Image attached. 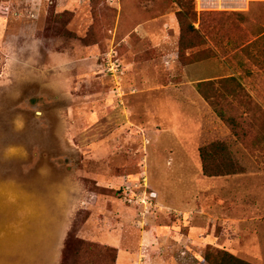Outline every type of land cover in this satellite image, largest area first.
<instances>
[{"label": "rangeland", "instance_id": "374dc122", "mask_svg": "<svg viewBox=\"0 0 264 264\" xmlns=\"http://www.w3.org/2000/svg\"><path fill=\"white\" fill-rule=\"evenodd\" d=\"M262 31L264 0H0V264L95 261L80 242L116 248L117 264H204L208 245L238 248L225 219L261 246L264 69L241 49ZM252 48L264 63V40ZM209 77L243 86L218 106L238 135L196 103ZM214 142L239 173L203 175ZM144 192L151 204L133 203Z\"/></svg>", "mask_w": 264, "mask_h": 264}, {"label": "trees", "instance_id": "16d2710c", "mask_svg": "<svg viewBox=\"0 0 264 264\" xmlns=\"http://www.w3.org/2000/svg\"><path fill=\"white\" fill-rule=\"evenodd\" d=\"M253 4L254 3H252L251 6ZM235 16L238 17L237 20L239 23L245 22L243 13H236ZM188 18L191 21H195L196 13H184L182 11L177 12V19L183 34L191 35V37H197L199 33L193 27V25L185 23V20H187ZM255 37L256 39L243 47L241 51L244 52L245 57L249 61H251L255 65H259L261 69H264V63H261L263 59L260 60L261 53L257 54L251 51V48H254V44L264 40V31L259 32L257 35H255ZM194 47L195 45H191V47L189 48L192 49ZM180 56H182V54ZM233 56L235 57V53L233 54ZM219 87L224 90V92L226 93L225 95L221 92L219 93ZM195 88L197 93L212 108L216 116L229 128H231V132H233V135H238V125L234 116L231 114L228 115L222 107L218 108V106L220 105L219 100L223 104V102H228V100L232 97L233 100L235 99L234 97H239L241 93H243L245 96L244 88L237 80V78L227 77L220 78L214 81L198 82L196 83ZM243 135L244 133H241V136ZM228 152V146L225 142H214L200 148L199 157L203 175L205 177L213 178L239 173L241 168L230 157ZM80 244L81 250L79 253L90 250L96 257L95 261H90L87 264H116L118 254L116 248L106 245L98 246L89 243L85 244L84 242H80ZM82 249H84L85 251H82ZM202 261L207 264H251L233 256L225 250L214 248L209 245L204 249ZM62 264H65L64 261Z\"/></svg>", "mask_w": 264, "mask_h": 264}, {"label": "crops", "instance_id": "0c3cea01", "mask_svg": "<svg viewBox=\"0 0 264 264\" xmlns=\"http://www.w3.org/2000/svg\"><path fill=\"white\" fill-rule=\"evenodd\" d=\"M222 78H225V77H222ZM216 79H220V78H216V77H209V78H206V79H201L199 80L198 82H203V81H214ZM197 82V83H198ZM196 93V103L198 105H202L204 104V101L202 100V98L200 97L199 94ZM203 102V103H202ZM172 109H175L174 107ZM224 223L228 224V227L230 228L231 232H233V237L235 238H239V243H238V248L236 247H232V248H218V249H222V250H225L227 251L228 253L232 254L233 256L239 258V259H242L245 255H248L247 253L253 255V256H264V243L260 244L257 243L255 240H251L250 242L248 243H245V242H241L240 243V239L242 238L241 237V234L242 233H248L250 235H252L253 237H255L252 232H246V230H243L242 227H241V222L239 220H233V219H225ZM245 229V228H244ZM234 230V231H233ZM243 239V238H242ZM257 241H258V238H257ZM259 242V241H258ZM242 248L243 252H242V255H244L243 257L242 256H239L240 255V250L239 248ZM119 259V253L117 254V260ZM117 260H116V264H117ZM243 260V259H242ZM258 260H259V257H258ZM256 261V258H255V262L257 264H264V260L261 259L259 261ZM204 264H207L204 262Z\"/></svg>", "mask_w": 264, "mask_h": 264}, {"label": "built area", "instance_id": "2783aa9c", "mask_svg": "<svg viewBox=\"0 0 264 264\" xmlns=\"http://www.w3.org/2000/svg\"><path fill=\"white\" fill-rule=\"evenodd\" d=\"M105 61H106L107 70L112 76H118L121 74V64H120V61L118 60L117 53L115 50L113 49L110 50V52L106 55ZM130 194H132V190H130L129 187H126L125 196H126V201L128 203H132ZM155 197H156L155 193H150L148 197L146 192H144L142 195V198L139 199V201L133 202V203L138 204V202H140V204H147L150 201H152ZM149 204H151V202Z\"/></svg>", "mask_w": 264, "mask_h": 264}]
</instances>
